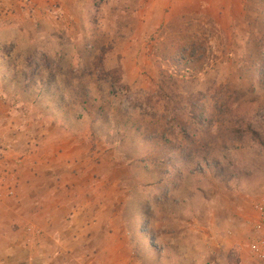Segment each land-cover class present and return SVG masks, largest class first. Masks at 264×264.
Listing matches in <instances>:
<instances>
[{
    "label": "rangeland",
    "instance_id": "rangeland-1",
    "mask_svg": "<svg viewBox=\"0 0 264 264\" xmlns=\"http://www.w3.org/2000/svg\"><path fill=\"white\" fill-rule=\"evenodd\" d=\"M19 1L0 36L2 171L35 177L47 222L98 223L64 231L79 242L53 263L253 259L264 0Z\"/></svg>",
    "mask_w": 264,
    "mask_h": 264
},
{
    "label": "crops",
    "instance_id": "crops-1",
    "mask_svg": "<svg viewBox=\"0 0 264 264\" xmlns=\"http://www.w3.org/2000/svg\"><path fill=\"white\" fill-rule=\"evenodd\" d=\"M20 6L19 0H0V24L2 25H0V36L4 35L7 39L9 37L13 38L14 35L18 34L16 24L21 13ZM28 6H30V3ZM29 10L25 12L31 13V15L35 13ZM83 15L86 16L88 13L83 11ZM3 81H6V78ZM2 174L6 175L5 180L2 178ZM8 174L2 171L0 162V264H55L53 261L55 262L61 257L55 259L57 254L53 247L58 245L62 248L64 247L63 243L66 241L76 244V242H79L77 239L79 233L84 235L85 232L90 230L89 228L94 230V227H97L98 223L92 222L73 223L71 221L58 224L56 218L54 219L56 222L54 224L47 222L46 220H48L51 210H47L45 207L43 192L37 193L35 189V184L37 183L35 177L29 176L28 178L23 175L19 177L17 169L16 171L10 170ZM9 189L12 191L11 196L7 195V190ZM56 208L53 214H58L59 216L65 214L62 207ZM72 213L73 215L84 214L79 209ZM69 229L72 231L77 230L79 233L74 234L75 238L71 237L63 240L62 233ZM26 232H29V234H26ZM36 233L39 234L38 236H42L38 240H36ZM60 256H63V254ZM242 256L239 255V264L253 263L252 259ZM115 257V249L107 251L106 261L109 264L115 262ZM121 260L120 264H129V255H125Z\"/></svg>",
    "mask_w": 264,
    "mask_h": 264
},
{
    "label": "built area",
    "instance_id": "built-area-1",
    "mask_svg": "<svg viewBox=\"0 0 264 264\" xmlns=\"http://www.w3.org/2000/svg\"><path fill=\"white\" fill-rule=\"evenodd\" d=\"M7 195L11 196L12 191L7 190ZM256 219L253 224V232L256 237L250 243V253L253 264H264V197L254 207Z\"/></svg>",
    "mask_w": 264,
    "mask_h": 264
}]
</instances>
